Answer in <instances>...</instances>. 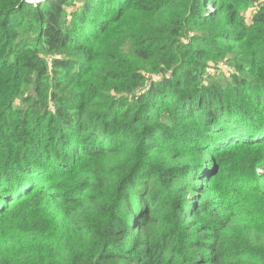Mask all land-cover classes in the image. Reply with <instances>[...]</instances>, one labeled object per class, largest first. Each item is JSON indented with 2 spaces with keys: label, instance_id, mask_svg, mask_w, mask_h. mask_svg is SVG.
<instances>
[{
  "label": "trees",
  "instance_id": "16d2710c",
  "mask_svg": "<svg viewBox=\"0 0 264 264\" xmlns=\"http://www.w3.org/2000/svg\"><path fill=\"white\" fill-rule=\"evenodd\" d=\"M237 1L82 0L75 32L95 45L77 66L53 61L78 69L66 95L52 92L42 54L85 49L70 0H0V264H264V204L218 175L226 154L238 155L232 172L264 164V127L254 116L243 132L228 99L250 83L244 103L264 116V28L247 47L249 82L205 80L245 31ZM207 19L217 37L195 32ZM29 82L35 96L13 107Z\"/></svg>",
  "mask_w": 264,
  "mask_h": 264
},
{
  "label": "rangeland",
  "instance_id": "374dc122",
  "mask_svg": "<svg viewBox=\"0 0 264 264\" xmlns=\"http://www.w3.org/2000/svg\"><path fill=\"white\" fill-rule=\"evenodd\" d=\"M29 2V4L32 6L33 3L39 0H26ZM82 0H70L68 3V6L66 8L67 12V26H70L73 31L72 34L75 37V40L79 44H84L85 49L83 47L82 50L75 52V51H66L64 53H51L47 52L42 54V57L45 61V63L48 66V73H47V82L52 89V92L55 91L59 94H71L73 91L77 90V83L80 84L79 80L76 79L75 81L72 80V76L68 77L69 75H72L74 70L75 72L78 70L76 67L73 68H66V73H61V70L59 67H54L53 61L57 58L64 60L69 59L71 60L72 64H75V66L79 65L87 56L90 58V52L89 47H93L95 45L93 39H87L83 38V35L79 32H75L76 25H74L73 20L77 17L78 8L81 4ZM233 10L237 12V15L239 17V20L245 25V31L240 36L237 35L236 39L233 41H229L227 43V46H225L222 50V53H220L218 56H213L208 61V67H207V77L205 80L209 82L212 86L220 87L221 89L225 91H229L233 89L235 86H237V83L234 76L238 77V80H249L250 76L248 73L250 70H253V67H251L250 58L252 57L247 52V47L251 44H253L256 40V35L258 34L255 30L256 28H264L263 23H254V15L258 13H264V0H239L233 4ZM195 7H197V2H195ZM205 12L212 11V6H208L204 8ZM227 8L223 9V12H227ZM198 13L202 16V11H198ZM220 27L217 23H212L209 19H207L205 25L200 30H195V32H202V34H210V32H214L213 35L216 37L219 35L218 28ZM99 32V29L95 31V35H97ZM223 44V42H221ZM264 44V41H263ZM242 70L243 73L239 71V69ZM257 68V67H256ZM145 74V81L149 83L151 80L158 81L160 79L159 75H156L154 73H147L143 71ZM246 80V81H247ZM149 81V82H148ZM249 82V81H247ZM75 86V88H74ZM247 88L245 90V95H239L241 98H230L229 104L233 106L234 111L233 114L236 116L235 122L232 121L233 124H236L238 121L241 122L242 120H245L244 122L249 121V123L253 120V117L260 121L259 126L264 127V116L262 114H257L256 111H251L252 106L250 104L244 103V100H249L248 103H251L253 100L250 97L251 90L254 89V86H252L250 83H247ZM23 87V86H22ZM33 84L31 82L27 83V85L24 87V91H21L19 95L16 96L14 99V102L12 104L13 107L19 109L26 104L25 100L30 96H35L34 90H33ZM231 96H234L232 93ZM245 96V99H244ZM49 110L54 111V105L53 101H49ZM256 113V114H255ZM255 114V115H254ZM171 124V123H170ZM262 124V125H261ZM243 130L245 132L246 129H252L254 126L250 123V125L246 126ZM257 129V128H256ZM261 129V128H258ZM224 130V126L221 124H217L214 126L213 130L210 132V136L212 134L216 137L222 131ZM263 130V129H262ZM254 133V132H253ZM264 133V131H263ZM246 134V133H245ZM252 135V134H247ZM209 154H206L205 156L201 157L198 156L199 159L207 157ZM222 157L225 159L223 161V164L219 170V178L222 180L223 184H225L226 189L229 187L231 188V192H234L235 190H239L241 188H244V191H246L249 187V185H252L251 189L247 191V194L251 192H255L253 197H247L250 201H255L261 204H264V199L262 198L259 191H257L256 187H259V185L264 186V179H261L264 174V164H258L254 167H247L245 173L235 170L231 171L227 169V165L230 162L236 163L238 160V155L236 153L232 154H226L222 155ZM22 174L17 175L14 177L16 180L19 178ZM14 180H7L2 183L12 182ZM261 187V186H260ZM233 188V189H232ZM262 190V188H261ZM253 207H248L247 210L249 212H252Z\"/></svg>",
  "mask_w": 264,
  "mask_h": 264
}]
</instances>
